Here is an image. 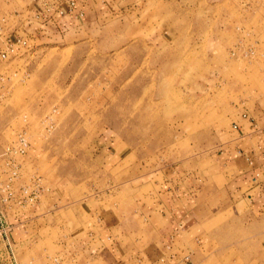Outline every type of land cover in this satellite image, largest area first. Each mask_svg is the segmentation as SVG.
Returning <instances> with one entry per match:
<instances>
[{"label": "rangeland", "instance_id": "obj_1", "mask_svg": "<svg viewBox=\"0 0 264 264\" xmlns=\"http://www.w3.org/2000/svg\"><path fill=\"white\" fill-rule=\"evenodd\" d=\"M86 4L75 26L0 61V209L20 264H110L97 242L83 247L103 210L119 217L118 254L137 256L163 234L146 214L164 180L189 173L193 187L218 116L264 105V0ZM21 134L28 152L7 156ZM224 201L202 217L208 236L186 264H264V215ZM6 252L0 242V264Z\"/></svg>", "mask_w": 264, "mask_h": 264}, {"label": "crops", "instance_id": "obj_2", "mask_svg": "<svg viewBox=\"0 0 264 264\" xmlns=\"http://www.w3.org/2000/svg\"><path fill=\"white\" fill-rule=\"evenodd\" d=\"M17 1L21 8L19 12H24L23 20L27 17L32 20L37 11L35 6L29 0ZM87 6L80 2L84 16L78 20L66 19L48 24L42 19L34 20L29 29L28 23L21 25L23 28L18 33H25L29 40H34L36 36L43 35L47 28L53 32L64 31L86 18ZM214 130L217 133L214 156L210 164L208 162L200 169L201 175L197 172L196 179L190 180L194 186L188 185L189 173L173 172L171 179H165L157 192V203L148 209L146 216L151 229L160 230L163 234L157 236L147 249L128 260L120 255L121 251L118 254V250H121L118 245L121 223L116 214L106 210L95 213L97 224L94 225V231H90L83 247L87 248L92 242H97L99 251L103 252L110 264H186L192 257L193 248H197L208 236L210 224L209 221L203 222L202 217L205 214H216L213 209L216 198L233 204L227 208L235 210L245 206L247 214L264 215V105L254 112H223L218 116ZM209 171L212 175L205 177ZM210 178L214 180V189L208 193L212 202L204 197L205 182ZM111 254L113 261L108 259Z\"/></svg>", "mask_w": 264, "mask_h": 264}, {"label": "built area", "instance_id": "obj_3", "mask_svg": "<svg viewBox=\"0 0 264 264\" xmlns=\"http://www.w3.org/2000/svg\"><path fill=\"white\" fill-rule=\"evenodd\" d=\"M14 0H5L7 3H12ZM37 9L35 17L31 20L27 17L23 20L22 16L24 12L15 11L14 13L2 14L0 8V61L6 62L11 57H17L29 47L28 36L25 33L19 34L21 25L24 23L31 24L34 20H43L46 24L51 21H63L66 19L78 20L84 16V11L80 10V2L83 4L87 3V0H29ZM18 20V24L12 27V18ZM14 29L15 32L11 30ZM26 30H23V32ZM2 41V42H1ZM3 75H0V91L2 90V84L4 82ZM245 118L248 117L247 114L244 115ZM237 128V126H235ZM29 139L25 134H21L18 138L17 143L8 148L6 151L7 156L15 155H25L29 149ZM10 161L8 166L17 168V164L14 158H9ZM29 188H23V193L27 194ZM37 191L32 193V200L37 198ZM10 194V193H9ZM10 198V197H9ZM0 242H4L7 252H6V262L7 264H20L15 249L11 240V227L9 226L4 213L0 209Z\"/></svg>", "mask_w": 264, "mask_h": 264}]
</instances>
